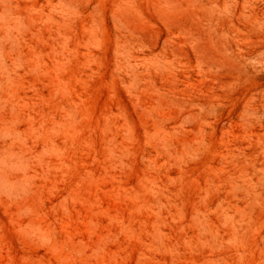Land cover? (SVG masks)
Listing matches in <instances>:
<instances>
[{
    "label": "rangeland",
    "instance_id": "obj_1",
    "mask_svg": "<svg viewBox=\"0 0 264 264\" xmlns=\"http://www.w3.org/2000/svg\"><path fill=\"white\" fill-rule=\"evenodd\" d=\"M0 264H264V0H0Z\"/></svg>",
    "mask_w": 264,
    "mask_h": 264
}]
</instances>
